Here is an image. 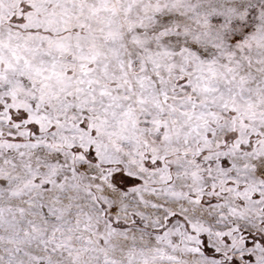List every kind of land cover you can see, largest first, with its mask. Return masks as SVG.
I'll return each mask as SVG.
<instances>
[{
	"label": "snow or ice",
	"instance_id": "obj_1",
	"mask_svg": "<svg viewBox=\"0 0 264 264\" xmlns=\"http://www.w3.org/2000/svg\"><path fill=\"white\" fill-rule=\"evenodd\" d=\"M0 264H264V0H0Z\"/></svg>",
	"mask_w": 264,
	"mask_h": 264
}]
</instances>
